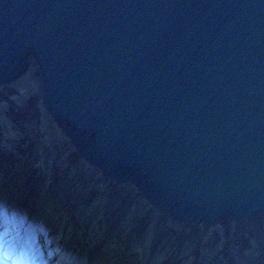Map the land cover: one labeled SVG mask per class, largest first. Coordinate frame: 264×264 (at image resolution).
<instances>
[{
  "label": "water",
  "instance_id": "95a60500",
  "mask_svg": "<svg viewBox=\"0 0 264 264\" xmlns=\"http://www.w3.org/2000/svg\"><path fill=\"white\" fill-rule=\"evenodd\" d=\"M32 60L92 166L182 223L264 214V0H0V86Z\"/></svg>",
  "mask_w": 264,
  "mask_h": 264
},
{
  "label": "rangeland",
  "instance_id": "374dc122",
  "mask_svg": "<svg viewBox=\"0 0 264 264\" xmlns=\"http://www.w3.org/2000/svg\"><path fill=\"white\" fill-rule=\"evenodd\" d=\"M1 175L20 190L14 195L23 204L34 196V213L46 208L61 232L68 226L67 237L78 242L86 235L92 247L107 241L109 260L124 252V264H264V215L179 225L134 185L82 159L53 121L33 61L20 80L0 86ZM37 221L44 231L47 222Z\"/></svg>",
  "mask_w": 264,
  "mask_h": 264
},
{
  "label": "bare ground",
  "instance_id": "6f19581e",
  "mask_svg": "<svg viewBox=\"0 0 264 264\" xmlns=\"http://www.w3.org/2000/svg\"><path fill=\"white\" fill-rule=\"evenodd\" d=\"M33 63H35L33 61ZM17 188V187H16ZM15 188V189H16ZM0 190L3 191L4 193H0V222H1V227L0 230L2 229L3 237L6 238L9 237V234L7 233H12L13 235H16V238L19 241H24L27 244L26 249L24 252L26 253L23 255V260L26 261L28 264H73L71 263V259L68 257V255L74 257L76 260H78V264H99L100 261V255H103L102 250H98L96 253H92L93 250L98 248V244L95 247H92L93 240L89 241L84 240V241H79V242H74V243H66L69 245H66L67 248V258L65 259L64 254L60 253L59 254V249L60 245H53L50 243V245L53 247L50 248L49 252H45V247H42L43 243L41 244V234L39 231L35 230V226L37 225V220L41 218L42 220H45L47 224H49V220L51 219V213L49 211L41 210L40 212H37L34 217L31 218V213H28L30 216H25L24 210H22V206L19 205L20 198L15 202H12V206L15 208H11L10 204L6 201L3 200L7 196L11 197L13 196L14 193H19V191L16 189L15 191H12L9 188H6L5 190L1 188L0 184ZM0 191V192H1ZM6 195V196H5ZM16 195V194H15ZM31 194L29 195V197ZM14 197V196H13ZM31 196L30 198H32ZM37 199V198H36ZM13 200V199H12ZM11 200V201H12ZM38 200V199H37ZM10 201V202H11ZM30 202L29 199L26 200V203L28 204ZM35 202L32 201L30 205H34ZM38 206V205H37ZM39 207V206H38ZM40 210V207L37 208ZM27 212V211H26ZM25 216V218H23ZM33 222H35L33 224ZM47 227H49L47 225ZM68 227V226H67ZM66 227V228H67ZM59 229V231H57ZM49 234L46 236V239H55L54 243L56 244V240L58 239L60 228L58 225L53 224L52 227L50 226L49 228ZM64 233V235H62ZM61 235V243L64 244L67 242V231L65 229H62ZM66 234V235H65ZM8 235V236H7ZM76 236V235H75ZM32 238H37L36 241H34ZM75 237L74 239H76ZM65 240V241H64ZM78 241V240H77ZM43 249V250H42ZM57 249V250H56ZM77 252H76V251ZM76 252V253H75ZM0 256H2V253L0 252ZM33 257V259H32ZM105 259L104 257H101ZM114 259V258H113ZM8 262L7 260H4ZM117 262L113 260H109L108 264H121V258L118 257L116 260Z\"/></svg>",
  "mask_w": 264,
  "mask_h": 264
},
{
  "label": "snow or ice",
  "instance_id": "6c2138e0",
  "mask_svg": "<svg viewBox=\"0 0 264 264\" xmlns=\"http://www.w3.org/2000/svg\"><path fill=\"white\" fill-rule=\"evenodd\" d=\"M0 259H3V257H2V256H0Z\"/></svg>",
  "mask_w": 264,
  "mask_h": 264
}]
</instances>
